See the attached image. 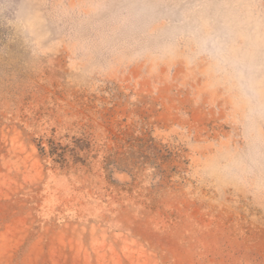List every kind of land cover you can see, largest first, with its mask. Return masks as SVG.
Masks as SVG:
<instances>
[{"label": "rangeland", "instance_id": "1", "mask_svg": "<svg viewBox=\"0 0 264 264\" xmlns=\"http://www.w3.org/2000/svg\"><path fill=\"white\" fill-rule=\"evenodd\" d=\"M160 2L0 0V264H264V94L188 35L264 63V0Z\"/></svg>", "mask_w": 264, "mask_h": 264}, {"label": "clouds", "instance_id": "2", "mask_svg": "<svg viewBox=\"0 0 264 264\" xmlns=\"http://www.w3.org/2000/svg\"><path fill=\"white\" fill-rule=\"evenodd\" d=\"M126 6L122 11L129 20L143 21L150 25L159 16L165 6L160 0H125ZM194 10H187L184 15L192 16ZM201 13L198 20H194L188 29V35L196 41L202 53L214 58L226 72L233 77L236 87L252 100H259L264 94V63H260L252 52L242 51L233 39L237 27L231 13L217 11L220 19L219 28L214 27L213 19L204 18Z\"/></svg>", "mask_w": 264, "mask_h": 264}]
</instances>
